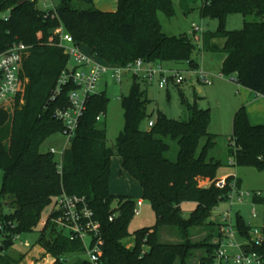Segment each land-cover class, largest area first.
Segmentation results:
<instances>
[{
    "label": "trees",
    "instance_id": "1",
    "mask_svg": "<svg viewBox=\"0 0 264 264\" xmlns=\"http://www.w3.org/2000/svg\"><path fill=\"white\" fill-rule=\"evenodd\" d=\"M196 1L182 0L185 11L193 10L189 4ZM200 1L201 15L217 18L219 25L215 31L202 32L198 53L222 51V74L235 76L239 85L264 95V0ZM0 7L11 10L8 19H0V55L15 42L25 45L19 67L22 90L8 104L0 105V264L18 262L11 250L17 242L15 236L34 232L39 224L36 244L56 259L52 264H70V255L85 252L83 241L54 221L58 212L52 209L46 221H41L45 208L62 193L87 199L100 224L101 264H193L197 251L201 253L197 264H210L217 247L214 240L221 235L213 212L228 200L232 182L236 180L238 187L240 182L234 176L218 178L223 162L211 155L217 134L209 131L211 109L200 106L202 97L198 94L194 93L190 102L179 91L187 111L185 119L169 117L160 109L148 113V81L133 76L129 94L120 96L124 127L114 146L108 145L102 120L109 98L101 91L88 98L60 159L51 148L42 150L51 136L66 135L56 111L70 106L68 93L76 88L70 82L55 95L58 79L69 69L71 60L60 46L56 29L62 27L78 45L86 46L108 64L125 66L142 58L148 62H188L190 68L197 69L194 37L168 35L162 29L159 12L173 16V0H117L115 11L95 8L94 0H58L55 9L48 11L29 0H0ZM230 14L244 16L241 29H227ZM251 16L256 20H248ZM218 38L224 40L221 47L213 44ZM146 119L154 123L144 130L141 123ZM171 142L178 147L175 159L169 157ZM228 152L232 166L264 171V124L252 125L245 106L234 115ZM115 155L121 158L123 170L138 181L142 199L150 203L156 216L153 226L133 234L128 227L138 200L110 191ZM202 179H208L209 184L201 185ZM222 180L224 185H218ZM252 201L263 204V193L253 191ZM184 202L196 203L188 216L183 215ZM6 207L11 211L5 212ZM236 224L245 234L252 227L240 214ZM165 227L175 229L181 241L162 242ZM195 227L208 230L200 241L192 238ZM131 236L130 245L125 240ZM255 249L264 258V242ZM81 264L92 263L87 258Z\"/></svg>",
    "mask_w": 264,
    "mask_h": 264
},
{
    "label": "rangeland",
    "instance_id": "2",
    "mask_svg": "<svg viewBox=\"0 0 264 264\" xmlns=\"http://www.w3.org/2000/svg\"><path fill=\"white\" fill-rule=\"evenodd\" d=\"M57 2L58 0H41L38 3L43 9H53V4H56ZM173 3L175 9V14L173 16L169 17L165 13L159 12V20L162 29L168 35H180L186 33L194 37L197 44L194 57L199 65L197 69H192L190 68L188 62H161L165 71L171 73L179 70L187 80L179 85L170 83L166 88H160L156 81H149L146 86L147 96L150 99V102L147 105V111L150 113L156 108H159L169 117L185 119L187 111L181 103L179 89L183 88L187 96L192 99L194 89L191 87V84L194 82L197 89L196 91L202 97L200 106L202 108L211 109L209 131L211 133H218L216 146L212 150L211 155L222 160L223 165L219 169V175L222 176L225 173L232 172V167H234L230 164L232 158L228 152V144L233 131L234 115L240 106L237 84H235L234 80L230 78L231 76H225L221 72L222 62L224 60V53L222 51L217 49H205L198 53L199 47H202L203 45L202 32L195 31L193 24L200 26L203 32H210L217 29L219 25L218 19L213 17H203L201 15L198 8L201 3L200 0H197L191 5L189 4V7L193 8L190 12L185 11L186 6L185 4H182V0H173ZM94 6L95 8L103 11H115L117 9V0H94ZM244 19L245 18L242 14H230L226 21L227 29H241L244 25ZM248 20H256V17L251 16ZM223 42V39L218 38L213 41V44L221 47ZM82 51L88 52L87 47L82 46ZM69 66L73 67V59L70 60ZM201 69L212 75L213 82L211 84H204L197 81L196 72ZM107 81V86L104 83L99 84V90H104L109 98L107 114L102 118V120L106 124L108 145L114 146L118 134L124 127V110L121 105L120 96L129 94L130 87L132 85V78L127 75L124 77L122 84H118L110 78H108ZM228 83H231L233 87L231 88ZM149 127L148 119L141 123L142 129L147 130ZM203 143L204 141H202V144ZM171 144L172 150L169 157L171 159H175L178 147L174 142H171ZM68 145L69 140L67 135L55 134L44 143L42 150L46 151L49 148H55L57 149L56 155L58 159H60L61 152ZM121 171L123 170L120 157L115 155L112 157L111 163L110 191L112 194L116 196L129 194L136 200L142 198V189L138 181L124 172L121 173ZM262 173L263 174L261 175H264V172ZM249 181L251 185H259L260 188L264 189L263 177L250 176ZM200 184L203 185L202 181H200ZM247 192L252 194V192L246 190V193ZM251 194L244 196L241 202L236 200L233 204L228 201L220 203V205L213 212L212 219L220 221L221 215L219 213L226 209H231L235 221L237 215L240 214L248 225L264 229V203L254 204ZM114 205H116V203ZM195 207V202H184L182 204V209L184 211L183 215L188 216ZM53 208L54 202L45 208L42 215V222L44 220L46 221ZM253 210H255L256 217H253ZM4 211L10 212L11 209L6 207ZM155 222L156 216L154 210L148 201L143 200V204L140 207V213L134 215L128 229L129 232L133 234L138 229L153 226ZM41 227V224H39L34 232L22 234L21 239L15 243L11 250L13 251L14 257L18 261L16 264H43L47 262L48 255L45 254L40 245L36 244L39 237V229ZM207 231L208 230L203 227L192 228L193 240H202L206 236ZM21 241L29 242L30 247L22 245ZM125 241L132 244V236ZM161 241L176 243L180 242L181 238L175 229L165 227L161 231ZM200 254V251L196 252V256L192 260L193 264L198 263ZM68 259L70 264H81L85 259H87V256L85 253L72 254L68 257Z\"/></svg>",
    "mask_w": 264,
    "mask_h": 264
},
{
    "label": "built area",
    "instance_id": "3",
    "mask_svg": "<svg viewBox=\"0 0 264 264\" xmlns=\"http://www.w3.org/2000/svg\"><path fill=\"white\" fill-rule=\"evenodd\" d=\"M29 1L39 2L41 0ZM53 5V9H55L56 4ZM44 10L52 9L45 8ZM10 14V9L4 11L0 7V19H8ZM193 28L197 32H203L198 25L193 24ZM55 33L60 38V46L73 59V67H69V69L62 72L55 89V95H60L68 83L72 82L76 85V88L68 93L70 106L56 111V116L64 122L65 133L69 141L75 134L79 119L86 109L88 98L101 92L99 84L103 79L110 78L118 84H122L124 77L127 75L130 77L138 76L148 82L156 81L160 88H166L170 83L179 85L186 80L181 71L168 73L163 69L160 62H148L142 58L125 66L108 64L91 52L82 51V46L78 45L62 27L56 29ZM24 49L25 45L23 43L15 42L5 53L0 55V105L8 104L22 90L19 67L22 61V50ZM196 74L197 81L201 83L211 84L213 82L212 75L202 69L198 70ZM97 119L100 120L101 116H98ZM153 123V120L150 121L149 126H152ZM50 151L57 153L55 148H51ZM224 183L225 181L222 180L218 185L223 186ZM231 185L232 192L227 200L231 204L236 200L241 202L244 196L251 194L238 187L236 180ZM142 204L143 202L138 200L136 214L140 213ZM53 211L59 213V216L54 220L58 226L70 236L80 238L83 241L84 253L88 260L92 264H101L99 253L103 240L100 224L95 220L87 199L83 196L62 193L55 198ZM219 214L221 220L217 222L221 235L214 240L217 247L211 256L210 264H264L263 256L255 249L264 242V229L252 226L245 234L238 228L231 209H226ZM113 217L111 216L110 220ZM253 217H256L255 210H253ZM2 229L3 225L0 224V231ZM20 239V235L15 236L16 241ZM21 244L30 247L27 241H21ZM1 245L2 240L0 239ZM55 260L54 258V262Z\"/></svg>",
    "mask_w": 264,
    "mask_h": 264
},
{
    "label": "crops",
    "instance_id": "4",
    "mask_svg": "<svg viewBox=\"0 0 264 264\" xmlns=\"http://www.w3.org/2000/svg\"><path fill=\"white\" fill-rule=\"evenodd\" d=\"M87 51L90 53V50L88 48H87ZM224 57H225V55H224ZM230 78L232 80H234L235 84H237V88H238V98H239V103H240L239 104L240 106L238 107V109L241 106H245L246 111H247V115H248V118H249V122L252 125L264 124V95L258 94L256 92L251 91L250 89L244 88L243 86L239 85L237 83L236 79H235V76H231ZM107 79L108 78L103 79L101 83H104L107 86V84H108ZM228 84H229V86H231V88L233 87V85H231V83H228ZM191 87H193V89H194L193 94H192V99H190L187 96V94L185 93V91H184L183 88H180L179 89V91L182 90L184 92L186 98L190 102H192L193 99H194V93H196V94H198L200 96V94L196 91L197 89H196V85H195L194 82L191 84ZM100 91H104V90H100ZM199 104H200V102H199ZM156 109H159V108H156ZM214 134H217L218 135V133H214ZM120 162H121V166H122V160H121V158H120ZM232 162H233V159L230 161V164ZM232 168H233V171L232 172L225 173L222 176L221 175H218V178L219 179H226L227 176H234L237 180H239L240 187L244 191H246V190L247 191H250V192H253V191H261L263 193V195H264V189L260 188L259 185H251L249 183L250 182L249 181L250 176H256V177L259 176V177H263L264 178V175H261V174H263L262 172H264V171L260 172L256 168H254V167H237V166H234ZM122 170H123V168H122ZM122 172H124L125 174H127L124 170L121 171V173ZM256 172H260V173H256ZM257 174H259V175H257ZM201 181H202L203 185L209 184V180L208 179H202ZM141 194H142V192H141ZM124 196H130V195L127 194V195H124ZM138 200H141L143 202V199L142 198H139ZM43 251L45 252V254L48 255L47 262L46 263H43V264H52L54 262V258L50 254L46 253V251L44 249H43Z\"/></svg>",
    "mask_w": 264,
    "mask_h": 264
}]
</instances>
